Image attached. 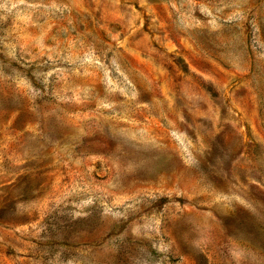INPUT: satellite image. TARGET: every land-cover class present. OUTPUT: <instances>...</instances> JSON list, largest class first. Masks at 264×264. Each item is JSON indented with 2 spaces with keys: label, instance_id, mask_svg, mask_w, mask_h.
I'll list each match as a JSON object with an SVG mask.
<instances>
[{
  "label": "rangeland",
  "instance_id": "1",
  "mask_svg": "<svg viewBox=\"0 0 264 264\" xmlns=\"http://www.w3.org/2000/svg\"><path fill=\"white\" fill-rule=\"evenodd\" d=\"M0 264H264V0H0Z\"/></svg>",
  "mask_w": 264,
  "mask_h": 264
}]
</instances>
